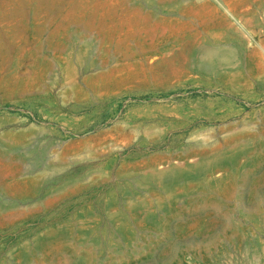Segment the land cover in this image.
Segmentation results:
<instances>
[{"label": "rangeland", "instance_id": "374dc122", "mask_svg": "<svg viewBox=\"0 0 264 264\" xmlns=\"http://www.w3.org/2000/svg\"><path fill=\"white\" fill-rule=\"evenodd\" d=\"M219 1L0 0V264H264V0Z\"/></svg>", "mask_w": 264, "mask_h": 264}, {"label": "bare ground", "instance_id": "6f19581e", "mask_svg": "<svg viewBox=\"0 0 264 264\" xmlns=\"http://www.w3.org/2000/svg\"><path fill=\"white\" fill-rule=\"evenodd\" d=\"M215 1L218 3L217 6H219L224 13L226 12L227 14H229V16L234 21H236V16L234 14H232L229 11V9H227L226 6H224L223 4H221L219 0H215ZM248 16H251V15H247V18H248ZM249 21L250 20H248L246 23L249 24L250 23ZM260 25L261 24L259 22H255V23L252 24V28L253 29H255V28L257 29V27L259 28ZM262 25H264V22L262 23ZM206 33H208V32H206ZM198 41L200 42L201 40H198ZM260 42H261V40H260ZM257 47H258V49L264 55V46H261V45H258L257 44ZM253 54H254V58L257 61V65L256 66H259L260 63H264V58H263V56L261 55L260 52L254 50L253 51ZM194 58L196 59L197 63H200V65H198V66L203 67V68L207 69L208 71H214V70H216V69H218L220 67H231V66H234V62H235V51L233 49L229 48V47H221V46H218L216 44V42L208 41V42H205V43L200 44V46L197 48V50H196V52L194 54ZM263 71H264V68H263Z\"/></svg>", "mask_w": 264, "mask_h": 264}]
</instances>
